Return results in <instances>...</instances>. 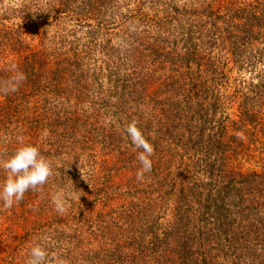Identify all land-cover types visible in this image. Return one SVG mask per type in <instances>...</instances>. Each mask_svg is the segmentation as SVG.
I'll list each match as a JSON object with an SVG mask.
<instances>
[{
	"label": "trees",
	"instance_id": "1",
	"mask_svg": "<svg viewBox=\"0 0 264 264\" xmlns=\"http://www.w3.org/2000/svg\"><path fill=\"white\" fill-rule=\"evenodd\" d=\"M85 1L87 3L83 9L79 3L83 4ZM109 1L59 0V3L63 6L62 9L70 6L76 7L68 12H71V15H76L73 17H76L80 25L83 23L92 25V21L99 22L96 19V14L108 7ZM30 5L36 7L35 3L24 6L23 12L28 18L29 15L36 16V13L30 10ZM81 10L82 12H79ZM205 17L202 25H196V29L195 27L191 29V34L188 33L184 36L181 32L176 35L175 33L178 32L175 31V37L173 36L171 39L173 41L177 39V43L168 51H165V47H163L165 54L160 53L157 46L149 47L150 53H153L157 48V54L148 61L150 66L155 68L154 72L158 71L157 69L167 70L168 76L161 79L157 91L149 92L150 82L148 79L152 76L145 74L144 67L141 72L139 65L136 68L138 74L134 75L137 76L140 91L133 86L132 101L125 98V101L118 105V111L114 115L117 117L115 123L122 129L110 130L105 126L99 127L102 134L99 137L105 136V139L99 138V143L101 148L106 144L107 148L112 149L115 145L114 141L129 139L126 126L134 119L138 121V126L150 143H156V140L154 141L152 138L154 136L158 137L162 134L168 136L166 145L160 141L154 146L155 152L151 157L152 169L145 174L151 177V172L155 173L156 183L161 188L171 186V193H174L175 182L177 179H182L183 174L181 171L176 174L171 170L173 164V168L176 170V164L181 163L175 161L179 153L172 146L174 143L176 148H179L180 138L174 135V132L183 137L189 129L191 135L202 137L206 135L209 128L218 126L220 130H217L218 138L221 139L218 153L224 159L226 158V162L217 169V174H210L211 177L208 179L210 178L211 184L203 182L204 190H200V185H198L190 194H186L184 204L189 208H194V202L200 199L196 203L205 208L202 201V192L205 191V196L212 199V205L206 211L210 218L208 219L210 231H218L223 227L222 231L228 232L227 225L231 227L233 222L235 223L234 215L245 213L251 215L250 211L255 213L252 220L258 219L254 222L256 231H264V172L243 173L240 171L241 167L236 164L235 160L245 149V143L239 135L240 128L238 130L236 127H232L231 130L235 134L231 135V130L228 127L236 125L238 121L230 115L224 117L223 120L217 119L216 116L223 110V104H228L231 108L237 99V93L244 90L239 79H233V83L231 82V79L234 78L231 72L236 69L254 73L260 80L257 83H249L248 91L242 92L239 122L240 120L242 122L241 128L247 125L260 128L263 139L257 141L262 146L258 147L256 143L255 148L256 150L262 149L264 154V0H255L249 3L234 0L227 6H220L216 10L210 6V11ZM14 28L0 25V151H4L8 156L12 155L20 146L16 137L25 138L29 135H31V139L28 143L39 146L41 154L45 157L52 152L53 147L57 149L66 147L64 154L68 153L67 148H69V153L75 151L81 140L88 139V134L96 130L95 125H86V119L83 120L88 111L78 108L83 97L82 92L77 90L78 93L67 96L65 95L66 91L62 88L67 76L80 78L78 83H81L82 77L79 74L84 68L82 67L83 58L74 56L73 59L60 60L54 69L49 55L43 52L41 47L33 50L29 46H25L23 41H17L19 45L16 48V43L8 38ZM3 46L6 49L12 48L20 54L18 59L20 69L12 68L10 65H7L6 68L3 66ZM216 49H219L218 53L224 50L230 55L229 61L233 64L232 71L226 72L223 67H220L221 56L218 58L214 54ZM196 53H199L202 65L197 66V71H194L192 62L196 60L194 57L196 55L198 60ZM206 59L210 67L204 65ZM17 72L23 73L26 79L16 91H11L9 88L13 84V77ZM181 75H184L183 79H181ZM222 81L226 83L227 92H230V95L220 94L219 86L223 84ZM3 85L6 97L3 95ZM3 96L6 98L4 101ZM224 98L229 99V102L224 103ZM64 101L74 102L73 105L69 104L74 110L70 111L69 106L68 110L63 111L61 106ZM224 120L227 122L225 123ZM66 124L68 128L65 127ZM176 128L179 129L174 130ZM41 130L49 132L46 136V140L49 142L40 141L41 133L38 132ZM5 136H13V138H4ZM55 141L60 144L55 146ZM92 141L95 140H91L90 143ZM121 143L125 144L126 142ZM93 148L94 145L88 147L86 151L90 154ZM45 150L48 151L44 152ZM131 165L134 172L140 168L138 160ZM162 168V173H160ZM225 169L226 173L223 172ZM54 171L56 172L42 186L41 191L26 192L23 199L25 204L20 205V202L8 209L7 214L10 213V215H8L7 222H10L13 217H15L14 220L16 218L21 220L23 207L36 210V214L32 229L27 230V232H31L29 238L27 235H20L21 224L11 222V225L8 226V239L6 242L3 240V264H26L28 253L37 244L46 248L47 258H50L59 249L68 250L59 259H65L69 261V264H116L118 262L119 264H149L146 258L151 256L158 258L159 262L155 264H165L164 254L167 250L165 247L163 251L157 250L166 244L165 235L167 239L173 242L176 240L177 243L181 235L176 231H180L183 221H179L176 217V221H173L169 226L170 232L164 233L163 237L153 232H150L151 236L147 234V231L158 227L153 224L155 220H151V217L155 218L160 213L158 215L154 213L156 206L152 204L151 198L160 196L165 198L161 189L153 190V197H150L149 194L144 196L142 205L130 202L127 207L124 203L123 206L105 212L108 201L113 200L110 193L111 188L105 185V188L93 189L90 196L92 203L90 204H87L90 198H85L83 194L78 193L74 197L73 195L66 197V202H63L65 210L59 212L53 201H50V195L52 188L63 176L58 169L54 168ZM2 174L3 171L0 170V175ZM5 178L6 175L0 177V183ZM107 179L111 178L107 177ZM25 211L22 214H26ZM228 211H230V216H233L232 221L228 219L230 221L223 224L221 222L223 218L220 217ZM210 215L212 216L210 217ZM136 217L140 221L137 222ZM28 218L31 217L28 216ZM111 221H114L112 225L109 224ZM185 223L187 224V221ZM147 235L150 236L151 241L147 243L149 252L145 255L144 251L136 245H141L143 236L145 239ZM151 243H154L153 247ZM24 248H26L25 252ZM180 253L179 250V255ZM179 260L180 256L174 261L179 262Z\"/></svg>",
	"mask_w": 264,
	"mask_h": 264
},
{
	"label": "rangeland",
	"instance_id": "2",
	"mask_svg": "<svg viewBox=\"0 0 264 264\" xmlns=\"http://www.w3.org/2000/svg\"><path fill=\"white\" fill-rule=\"evenodd\" d=\"M99 1L102 2V0ZM232 1L234 0L220 2L219 0H110L108 7L96 14L99 24L92 21V25L87 23L80 25L76 17H73L76 15H71V12H68V10L76 9V7L70 6L62 9L63 6L60 5L59 0H0V25L15 27L8 38L16 43V48L19 45L17 41H23L25 46H29L33 50L41 47V50L49 55L54 69L60 60L73 59L74 56L83 58L82 67L84 68L79 74L82 77L81 83H78L80 78L67 76L62 88L66 91L65 95L67 96L78 93L77 90L82 92L83 97L78 108L88 111L83 120L86 119V125H95L96 130L88 134V139L81 140L75 151L69 153V148H67L68 153L64 154L66 147H58V149L53 147L52 152L47 156L53 161L54 168L61 171L63 176L59 182L57 181L58 184L52 188L50 201H53L52 197L57 193H62L63 202H66V197L72 195L74 197L79 193L80 195L83 194L85 198L89 197L87 204H90L92 203L90 196L93 189L105 188V185H108L113 196V200L108 201L104 210L108 212L123 206L124 203L127 207L130 202L142 205L144 196L149 194L151 197L153 190L161 189L165 198L163 196L151 198L152 204L156 206L154 213L156 215L160 213L155 218L151 217V220H155L153 224L158 227L147 231V234L151 236L150 232H153L163 237L164 233L170 232L169 226L173 221H176V217L179 221H183L180 231H176L180 232L181 235L177 243L176 240L173 242L167 239L165 235L166 244L157 250L163 251L164 247L167 250L164 254L165 264H264V231H256L254 222L258 219L252 220L255 213L250 211L251 215L246 213L234 215L236 217L234 218L235 223L233 222L231 227L227 225L228 232L222 231L223 227L218 231H210L211 227L208 225L210 218L206 211L210 209L212 199L205 196V191L202 192L205 208L196 203L200 199L194 202V208H189L184 204L186 194H190L198 185H200V190H204L203 182L211 184L210 178L208 179L211 177L210 174H217V169L226 162V158L224 159L218 153L221 147V139L218 138L217 130H220L218 126H214L209 128L206 135L202 137L191 135L189 129L183 137L174 132V135L180 138L179 148H176L174 143L172 146L179 153L175 161L181 163L176 164L178 171L173 168L174 164L171 170L174 173L181 171L183 174L182 179H177L175 182L174 193H171V186L161 188L156 183L154 180L155 173L151 172V177L144 174L142 179H137V172L132 171L131 163L136 162L137 154L135 152L138 150L133 149L134 146L129 139L114 141L115 145L112 149L107 148L106 144L101 148L99 138L105 139V136L99 137L102 135L99 127L105 126L110 130L122 129L115 123L117 117L114 115L118 111V105H121L125 98L132 101L131 94L134 92V88L140 91L137 76L134 75L138 74L136 68L139 65L141 72L144 67L145 74L152 76L148 79L150 82L149 92L157 91L161 79L166 78L169 72L164 69H157L158 71L154 72L155 68L150 66L148 61L157 54L156 49L158 48L160 53L165 54L163 47H165V51H168L177 43V39L174 41L171 39L173 36L175 37V31L178 32L175 33L176 35L181 32L184 36L187 35L192 28H197L196 25L203 24L205 15L210 11V6L216 10L220 6H227ZM240 1L241 3L244 1L249 3L255 0ZM33 3L36 7L30 5V10L35 12L36 16L31 17L29 15V20L28 17H25L23 10L25 5L29 6ZM86 3V1L83 4L79 3V6L83 8ZM211 3L214 4L211 5ZM151 45L157 46L153 53H150L149 47L151 48ZM218 51L219 49H216L214 54L218 58L221 56L220 67H223L226 72L232 71L233 64L229 61L230 55L224 50L221 53ZM196 54H198V60L196 55L194 57L197 62L196 60L192 62L194 71L197 66L202 65L199 53ZM19 55L12 48L6 49L3 46V66L5 68L7 65L12 66V68L18 67ZM204 65L210 67L207 59L204 61ZM231 74L234 77L231 79L232 83L233 79L241 81V87L244 86L242 92L248 91L249 83H257L260 80L250 71H237L235 69ZM183 76L181 75V79ZM222 83L219 86L220 94L226 95L227 93L230 95V92H227L226 83L224 81ZM10 86L9 90L13 84ZM4 90L3 85V95L6 94ZM242 92L237 93V99L231 108L228 104H223V110L216 116L217 119L223 120L224 117L230 115L238 121L236 125L228 124V127L229 130L232 127L240 128L239 135L245 143V149L235 160L236 164L241 167L239 168L240 171L243 173H260L261 171L264 172V154L262 149L256 150L255 144L257 143L258 147L259 145L262 146V144H258V141H262L263 138H261L260 128H255L252 125L241 128L239 106L243 96ZM5 97L3 96V101L6 100ZM223 102L228 103L229 99L224 98ZM69 104L73 105L74 102L67 103L64 101L61 106L62 110H68ZM69 110L73 111L74 108L70 106ZM224 122L226 123L227 120ZM65 127L68 128V125L66 124ZM38 133H41L39 136L41 142H49L46 140L49 132L41 130ZM230 133L231 135L235 134L232 130ZM6 137L8 139L13 138V136H5L4 138ZM152 138L154 141L156 140L153 146L159 144L160 141L163 145L168 142V136L164 134ZM30 139L31 135L25 137L24 142L28 143ZM91 140L95 141L90 143ZM69 141L72 140L69 139ZM123 141L126 143L122 144ZM54 143L55 146L60 144L57 141ZM92 145L94 148L89 154L86 149ZM46 151L48 150L44 152ZM162 170L163 168L160 173ZM223 172L226 173V169ZM4 175L6 173L3 172L0 177H4ZM107 177L111 179H107ZM126 192L128 193L125 195ZM150 203L149 201V205ZM22 204H25L23 200L20 205ZM219 206L222 207V205ZM24 210H26V214H22ZM7 211L8 209L3 208V201H0V264H3V240L6 242L8 239L9 231L7 229L11 222L21 224L19 233L20 235H27V238L31 237V232H27V230L32 229L31 226L35 223L36 210L23 207L21 220L17 218L14 220L15 217H13L10 222L6 221L10 215V213L7 214ZM28 216L31 218L29 219ZM132 217L134 218V215ZM232 217L228 211L220 217L223 218L221 222L225 224ZM136 221H140L138 217H136ZM113 223L114 221H111L109 224L112 225ZM150 236L147 235L145 239L143 236L142 244L136 245L144 251L145 255L149 252L147 243L151 241ZM151 244L153 247L154 243ZM50 245L52 246L51 243ZM24 249L25 252L26 248ZM65 251L57 250L50 258L46 259V264H57V260ZM29 253L26 260L29 259ZM179 256V262L174 261L179 259ZM146 259L149 264L159 262L158 258L154 256Z\"/></svg>",
	"mask_w": 264,
	"mask_h": 264
},
{
	"label": "clouds",
	"instance_id": "3",
	"mask_svg": "<svg viewBox=\"0 0 264 264\" xmlns=\"http://www.w3.org/2000/svg\"><path fill=\"white\" fill-rule=\"evenodd\" d=\"M26 79V76L17 72L13 77L11 91H16L18 86ZM126 133L137 152V160L140 168L137 171V179H142L144 174L152 169V159L155 149L152 143L145 137L138 126L137 120H132L126 126ZM20 146L8 156L0 151V170L6 173V178L0 183V201H3L4 209H11L14 204H19L28 191H41L49 178L54 175L53 161L41 154L39 146L25 143L22 136L16 137ZM56 210H65L62 193L52 197ZM48 253L45 247L37 244L32 247L26 264H46ZM57 264H69L65 259H58Z\"/></svg>",
	"mask_w": 264,
	"mask_h": 264
}]
</instances>
